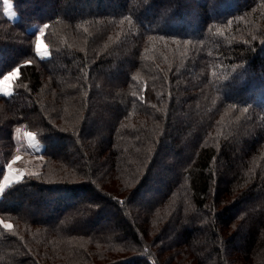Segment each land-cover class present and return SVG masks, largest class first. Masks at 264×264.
Instances as JSON below:
<instances>
[{"label":"trees","instance_id":"1","mask_svg":"<svg viewBox=\"0 0 264 264\" xmlns=\"http://www.w3.org/2000/svg\"><path fill=\"white\" fill-rule=\"evenodd\" d=\"M7 1L0 186L41 158L0 192V264H264V0Z\"/></svg>","mask_w":264,"mask_h":264},{"label":"rangeland","instance_id":"2","mask_svg":"<svg viewBox=\"0 0 264 264\" xmlns=\"http://www.w3.org/2000/svg\"><path fill=\"white\" fill-rule=\"evenodd\" d=\"M224 2L221 4V5H218L217 7H214L213 8V6L210 8V13H213V14H219L221 11H222V9H224V7H228V5L230 4V3H232L231 1L232 0H223ZM230 1V2H229ZM234 1H237V0H234ZM239 1V0H238ZM78 2V1H77ZM76 2V3H77ZM213 2H214V0H213ZM7 3V8H6V13H7V15L9 16V17H14V15H15V13H14V9H13V7H12V5H11V3L9 2V1H7L6 2ZM229 3V4H228ZM108 4H110V2H108V1H105L104 2V5H108ZM111 4H112V6H113V8H117L118 7V4L117 3H112L111 2ZM234 4H235V2H234ZM80 6L82 7V8H86L84 5H83V3L82 2H80ZM77 9H79V7L77 8L76 6L74 7V6H71L70 7V9H69V11H76ZM170 10V9H169ZM169 13H171V11L169 12ZM182 14V16L184 15L185 16V13H184V11L183 12H179L178 13V15L174 18V19H176V18H179V14ZM185 17H193L192 15L190 16V15H188V16H185ZM196 22H199V20L198 19H194ZM195 21H193L192 22V24L193 25H195L196 24V22ZM37 26H39V25H37ZM173 26L174 25H172V23L171 22H169L168 23V27H171V28H173ZM189 27H191V26H189ZM39 28V27H38ZM41 29H43V27H41L40 28V30ZM196 28H194V30H195ZM40 30H39V34L38 35H40ZM41 40H42V42H43V44H44V46H45V48L44 49H42V51H44V50H46L47 51V49H46V45H45V43H44V41H43V39H42V37H41ZM48 53V52H47ZM12 72H15L16 74L12 77V79L7 83V85H0V86H7V87H9L10 88V90H11V85H12V81H13V79L17 76V74H18V69L17 68H15V69H13L11 72H9V73H12ZM8 73V74H9ZM0 80H3V77L0 79ZM234 92V91H233ZM26 139H27V143H25V141L23 140V139H21V145L23 146V145H30V146H36V145H38V144H42V143H40L39 141H38V139L36 138V139H34V138H32L31 139V144H30V140L28 141V137L26 136ZM64 143L63 144H58L59 145V147L60 148H62V150H63V152H65V153H67V154H69V155H71V156H73V157H75L76 158V153H75V151H74V146H72V143H71V141H70V139H66L65 138V141H63ZM169 148H170V146H167L166 148H165V150H164V152H165V154L163 155V158H162V160L163 161H166L167 159H168V157H167V152L169 151ZM36 149V148H35ZM171 149H172V147H171ZM18 157H20V159L19 160H15L14 161V168H12V170L13 171H15V172H17L18 173V175L19 176H21V174H20V171H23V170H25V169H33L34 167H33V164L35 163V161H37L39 158H41V157H39V156H30V155H19ZM91 159V158H90ZM89 159V162H90V164H92L93 163V161L92 160H90ZM78 161H80V159L78 160V158L75 160V162H78ZM170 170H171V167L170 166H167V165H164V166H160L159 165V167L158 168H155V170L153 171V174L154 175H157V177H159L160 178V180L161 181H163V183L165 184V181L167 180V179H169L170 177H171V173H170ZM14 182V181H13ZM13 182H10V184L11 183H13ZM9 185V184H8ZM160 189H157V191H159ZM50 192V190H48V191H46V193H49ZM155 192L156 191H154L153 189H150V191L147 189V190H145L143 193H141L140 195H138L137 197H136V202L137 203H142V202H145L146 201V199H144V197H150V198H154V196H155ZM53 195L51 196V197H58L59 195H64V193H67L63 188H58L57 190H54V191H52L51 192ZM84 193L85 192H83V193H80V196L82 197L83 195H84ZM40 196V193H36V197H39ZM48 197L49 196H47V195H43V197H42V194H41V198H43V201H46L47 199H48ZM85 197V196H84ZM156 197V196H155ZM72 200V199H71ZM87 200L88 201H90L91 202V204L92 205H95L94 204V201H92V200H89V198H87ZM75 201H73V203H74ZM147 202V201H146ZM90 204V205H91ZM108 207H110V206H108ZM112 210H114V209H112ZM100 220H101V222H105L106 224H107V226L110 228V229H112V230H115V231H117L118 232V234H121V235H123V234H127V236H131L132 234L129 232V231H126L121 225L122 224H119V223H116L114 220H112V219H110V218H108V219H106V218H104V216L102 215V218H100ZM94 227H96V226H94ZM123 229V230H122ZM125 233H124V232ZM206 231V228H204L203 229V233ZM240 239L239 238H236V240H235V243L236 244H240ZM229 251V249H226V252H228ZM211 256L209 255V256H207V258H210Z\"/></svg>","mask_w":264,"mask_h":264},{"label":"snow or ice","instance_id":"3","mask_svg":"<svg viewBox=\"0 0 264 264\" xmlns=\"http://www.w3.org/2000/svg\"><path fill=\"white\" fill-rule=\"evenodd\" d=\"M44 27L47 28V25H45ZM43 35H44V30L41 29L40 30V35H38L36 37V52L38 54H40L41 56H47L48 55L47 51L46 50L42 51V49L45 48V46H44V44H43V42L41 40V37ZM15 74H16L15 72H12V73H9L7 75H4L3 80H0V85H7V83L12 79V77ZM10 91L11 90H10L9 87H7V86H0V92H3L5 95L10 94ZM26 135L29 137V140H30V143H31V139L33 137V134L32 133H27ZM19 159H20V157H16V160H19ZM9 168H11V165H9ZM22 175L23 174H21V176ZM20 178L21 177L18 176V177H16V180H19ZM4 179H5L6 182L9 180V178L7 176H5ZM3 190H4L3 186H0V192H3ZM0 223H3V222L0 221ZM3 226H4V228H11L12 227V225H10V224H4Z\"/></svg>","mask_w":264,"mask_h":264},{"label":"crops","instance_id":"4","mask_svg":"<svg viewBox=\"0 0 264 264\" xmlns=\"http://www.w3.org/2000/svg\"><path fill=\"white\" fill-rule=\"evenodd\" d=\"M44 149H45V145L44 144H39L36 147V150L38 152H42ZM5 176H7L9 178V180L7 182L5 181V179L3 180V184L1 185V186H3V188H5L8 184H10V182L17 181L16 177H18L19 175H18L17 172L13 171L12 169H8L6 171ZM5 176H4V178H5Z\"/></svg>","mask_w":264,"mask_h":264},{"label":"built area","instance_id":"5","mask_svg":"<svg viewBox=\"0 0 264 264\" xmlns=\"http://www.w3.org/2000/svg\"><path fill=\"white\" fill-rule=\"evenodd\" d=\"M33 134V133H32ZM32 138H34V139H36V137H35V135L33 134V137Z\"/></svg>","mask_w":264,"mask_h":264},{"label":"clouds","instance_id":"6","mask_svg":"<svg viewBox=\"0 0 264 264\" xmlns=\"http://www.w3.org/2000/svg\"><path fill=\"white\" fill-rule=\"evenodd\" d=\"M6 2H7V0H6Z\"/></svg>","mask_w":264,"mask_h":264}]
</instances>
